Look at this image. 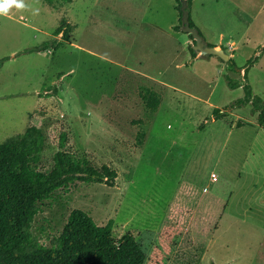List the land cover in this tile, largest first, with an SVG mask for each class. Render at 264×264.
I'll return each mask as SVG.
<instances>
[{
	"label": "rangeland",
	"instance_id": "1",
	"mask_svg": "<svg viewBox=\"0 0 264 264\" xmlns=\"http://www.w3.org/2000/svg\"><path fill=\"white\" fill-rule=\"evenodd\" d=\"M20 2L24 7L0 2V10L7 8L0 13V59L53 40L63 18L74 30L69 43L59 36L55 49L5 62L0 144L35 125L47 141L40 165L52 167L56 152L73 148L118 173L112 188L75 182L56 191L42 203L33 237L50 247L70 213L81 209L98 225L113 220L116 239L132 233L145 264H264V128L251 105L233 109L226 120L212 118L215 108L244 97L242 87L228 84V78L241 82L242 71L228 66L220 73L217 56L180 70L171 64L178 43H168L164 33L173 20L180 25L177 1ZM191 6L200 31L239 42L238 67L255 50L264 53V0H195ZM123 64L210 104L122 70ZM248 83L264 100V54ZM143 87L163 92L155 113L140 98ZM239 119L249 124L235 127Z\"/></svg>",
	"mask_w": 264,
	"mask_h": 264
},
{
	"label": "trees",
	"instance_id": "2",
	"mask_svg": "<svg viewBox=\"0 0 264 264\" xmlns=\"http://www.w3.org/2000/svg\"><path fill=\"white\" fill-rule=\"evenodd\" d=\"M176 1L181 25V0ZM192 1L188 0L189 11ZM189 20L190 25L197 28L191 12ZM180 25L174 29L180 31ZM73 30L74 26L63 18L53 32V40L27 48L17 56L55 49L62 44L56 40L59 36L63 42L69 43ZM189 50L192 58H196L191 45ZM255 54L243 68L238 67L233 58L227 62L230 69L244 70L241 82L228 78V84L231 88L242 87L245 94L223 109L215 108L212 113L214 120L226 118L235 108L251 105L257 115V125L264 128V100L253 95L248 83L249 71L261 57V53ZM9 59H0V70ZM139 94L149 113H155L162 102V94L149 88H142ZM247 124L239 120L236 127ZM138 135L139 144H142L145 131ZM46 148V136L35 125L27 127L15 140L0 144V264H145L146 253L132 233L116 239L113 220L98 225L81 209L70 213L61 234L50 247L33 237L32 227L41 212V205L56 191L66 189L75 182L105 184L112 188L118 178L117 171L111 166L100 165L89 154L80 155L73 148L56 152L52 167L42 166L41 156Z\"/></svg>",
	"mask_w": 264,
	"mask_h": 264
},
{
	"label": "crops",
	"instance_id": "3",
	"mask_svg": "<svg viewBox=\"0 0 264 264\" xmlns=\"http://www.w3.org/2000/svg\"><path fill=\"white\" fill-rule=\"evenodd\" d=\"M195 0H193L192 1V3L194 2ZM192 7V6H191ZM192 17V20L194 21V23H195V25L197 24V22H195V18L193 17V16H191ZM176 22H177V19H175V20H173L172 21V23H170L169 24V28H168V30H169V32L173 29V30H175L174 29V27L175 26H177L176 25ZM200 28V27H199ZM201 31H202V29H201ZM169 32H165L164 34L167 36V42L168 43H175V42H177L178 43V46L177 47H175V49H174V53L172 54V56H173V59H172V65L174 64L175 65V67H176V69L177 70H180V69H182V68H191L195 63H198L197 61H199L200 59H203V58H192V55H191V52H190V50H189V46L191 45H189L188 44V38L190 39V37H189V35L188 34H186V33H184L183 35L181 34V32L180 31H175L176 32V34H173V36H172V34L171 33H169ZM202 33H203V37H204V39H205V41L208 43V44H216V45H213V46H219V47H225L226 49H229L231 52H232V54H230V57L231 58H234L235 59V61H236V59H237V57H238V55H239V42L238 41H236L234 38H230V39H228V41H224V37H222V36H220V37H218V40H216V39H214L213 38V36H211L207 31H202ZM182 35V36H181ZM175 36H177L178 38H175ZM216 41V42H215ZM213 42V43H212ZM215 42V43H214ZM177 48H179L178 50H177ZM41 52H43V51H41ZM259 51H257V50H255V52L253 53V54H255V53H258ZM39 53V52H38ZM34 54V53H33ZM263 52L261 53V57H260V59L262 58V56H263ZM180 55H182L183 56V58L181 59V56ZM15 57H18L17 56V54H15L13 57L11 56L10 58H15ZM207 58H209V57H207ZM230 58V59H231ZM181 59V60H180ZM260 59H259V61H260ZM258 61V62H259ZM258 62L255 64V66L258 64ZM5 64V63H4ZM124 65V64H123ZM118 66V65H117ZM140 66L142 67L143 65L142 64H140ZM118 67H120V66H118ZM244 66H241L240 68H243ZM219 71H220V73H224L227 69H228V64L227 63H225V62H223V64H222V66H219ZM4 69V65H3V67H2V69L1 70H3ZM121 69L122 70H127V71H129V72H134V73H137V74H139V75H141V76H143V77H146V78H149V79H152V80H154L155 82H157L159 85H161L162 87H165V88H168L169 90H172V91H175V92H181V90H177L176 89V87H173V86H171V85H169V84H167V82L165 81V80H163L162 78L160 79V78H152V77H149V76H147V75H144V73H141V72H139V71H136V70H134V68L133 69H131L128 65H124V67H122L121 66ZM1 70H0V73H1ZM240 71H242L243 72V74H244V70H239V72ZM144 72V71H143ZM242 74V75H243ZM143 88H149V89H152V90H154V91H157V90H155V89H153V88H151V87H143ZM142 89V88H141ZM140 89V90H141ZM140 92V91H139ZM157 92H160L161 94H162V102H163V99H164V95H163V92L162 91H157ZM181 93H183V94H185L184 92H181ZM186 96H188V97H190V98H193V99H195V100H197V101H199V102H201V103H207L208 101H209V104H210V99L208 98V99H200V98H196V97H194V95H189V94H185ZM141 98V97H140ZM162 102H161V104H162ZM161 104H160V106H161ZM214 111V110H213ZM257 116V115H256ZM229 117V115L226 117V118H224V119H222V120H226L227 118ZM239 120H242V119H239ZM238 120V121H239ZM217 121V120H216ZM237 121V122H238ZM244 121V120H243ZM237 122H236V124H237ZM256 122H257V117H256ZM248 123V122H247ZM236 124H235V127H236ZM249 124V123H248ZM247 124V125H248ZM246 126V125H245ZM244 127V126H243ZM241 128V127H240ZM262 128V127H261ZM212 174H215V173H212ZM212 174H211V178H212ZM216 175V174H215ZM217 176V175H216ZM212 181H217V179L216 180H213L212 179Z\"/></svg>",
	"mask_w": 264,
	"mask_h": 264
},
{
	"label": "water",
	"instance_id": "4",
	"mask_svg": "<svg viewBox=\"0 0 264 264\" xmlns=\"http://www.w3.org/2000/svg\"><path fill=\"white\" fill-rule=\"evenodd\" d=\"M181 25L180 31L191 35L193 40L191 48L194 51L197 58H207L210 56H217L223 62L227 63L230 60V54L222 47L209 45L204 37L200 34L199 30L190 25V11L188 0H181Z\"/></svg>",
	"mask_w": 264,
	"mask_h": 264
},
{
	"label": "clouds",
	"instance_id": "5",
	"mask_svg": "<svg viewBox=\"0 0 264 264\" xmlns=\"http://www.w3.org/2000/svg\"><path fill=\"white\" fill-rule=\"evenodd\" d=\"M0 2H7V0H0ZM15 4V6L19 5L20 7H24L23 3L20 2V0H13V3L11 5ZM10 5V6H11ZM7 11V8L3 9V10H0V13H6Z\"/></svg>",
	"mask_w": 264,
	"mask_h": 264
},
{
	"label": "built area",
	"instance_id": "6",
	"mask_svg": "<svg viewBox=\"0 0 264 264\" xmlns=\"http://www.w3.org/2000/svg\"><path fill=\"white\" fill-rule=\"evenodd\" d=\"M212 179L213 180H216L217 179V176L215 174H212Z\"/></svg>",
	"mask_w": 264,
	"mask_h": 264
}]
</instances>
